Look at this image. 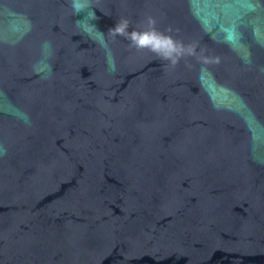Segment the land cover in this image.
Masks as SVG:
<instances>
[{"label": "water", "instance_id": "95a60500", "mask_svg": "<svg viewBox=\"0 0 264 264\" xmlns=\"http://www.w3.org/2000/svg\"><path fill=\"white\" fill-rule=\"evenodd\" d=\"M0 264H264V0H0Z\"/></svg>", "mask_w": 264, "mask_h": 264}, {"label": "clouds", "instance_id": "9594fccd", "mask_svg": "<svg viewBox=\"0 0 264 264\" xmlns=\"http://www.w3.org/2000/svg\"><path fill=\"white\" fill-rule=\"evenodd\" d=\"M154 21L149 19V24L154 25ZM128 27V21L122 20L118 22L112 31L114 34L124 35ZM131 40L132 44L137 48L148 47L152 51L161 55L164 59H170L173 64L177 63V59L173 58L175 53L177 57L184 52L182 45L174 42L170 37L164 36L157 32L154 28L150 31L136 32L133 31L127 36ZM189 54H194V49H188Z\"/></svg>", "mask_w": 264, "mask_h": 264}]
</instances>
